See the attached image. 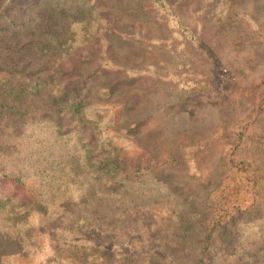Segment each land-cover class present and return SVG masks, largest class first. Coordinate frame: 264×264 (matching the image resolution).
I'll use <instances>...</instances> for the list:
<instances>
[{"label":"trees","instance_id":"16d2710c","mask_svg":"<svg viewBox=\"0 0 264 264\" xmlns=\"http://www.w3.org/2000/svg\"><path fill=\"white\" fill-rule=\"evenodd\" d=\"M222 4L221 15L236 19V1ZM100 5L111 7L104 0H0L1 49L42 59L79 49L86 54L69 69L0 61V176L14 177L32 192L27 200L0 194V264L30 263L31 253L47 243L52 253L46 264H264L260 176L241 154L248 125L221 134L226 170L220 181L210 191L185 196L158 175L166 164L178 163L177 156L157 160L118 130L121 113L110 100L112 90L98 92L97 102L92 87L79 90L99 68L124 69L111 54L117 40L142 37L111 20ZM151 7L164 22L173 18L182 25L170 0H152ZM184 28L169 37L208 54V82L219 83L233 98L251 94L214 48ZM261 84L252 96V124L256 117L264 122V80ZM42 97L77 126L65 130L41 117ZM141 211L167 212L172 233L161 229L152 237L156 223L143 227L132 216ZM61 220L53 236L48 229Z\"/></svg>","mask_w":264,"mask_h":264},{"label":"rangeland","instance_id":"374dc122","mask_svg":"<svg viewBox=\"0 0 264 264\" xmlns=\"http://www.w3.org/2000/svg\"><path fill=\"white\" fill-rule=\"evenodd\" d=\"M104 1L110 9L100 6L111 20L115 19L128 32H140L142 37L117 40L111 54L124 69L99 68L102 72L85 81L79 90L84 87L86 92L92 87L95 92L92 101L97 102L101 100L97 93L110 88L113 93L110 100L121 113L118 130L157 160L165 161L169 154L177 156L180 161L166 164L158 175L185 196L192 191H210L220 181L226 170L221 134L232 127L248 125L241 154L258 168L260 199L264 202V122L256 117L253 124L249 123L253 119L252 96L264 80V0H235L238 19L221 15L224 0H170L182 25L173 18L165 19L168 24L164 22L163 15L152 9V0ZM117 9H122L124 15L119 16ZM179 26L191 28L214 48L224 68L250 87L251 94L233 98L222 91L219 83L208 82L212 70L208 54L195 43L187 47L178 37L170 39L169 32H178ZM83 57L86 54L81 49L69 56L65 53L62 58L42 59L31 53L0 48V61L17 66L25 62L63 64L69 69L72 64H81L79 59L82 61ZM134 69L143 73L134 77L129 73ZM47 97H42L38 104L41 117L60 122L65 130L74 129L77 126L74 119L65 111L50 109ZM86 137L95 140L89 133ZM165 154L168 155L164 157ZM29 188L14 177L0 176L3 198L30 199ZM165 213L141 211L132 216L143 227L155 222L154 237L161 229L172 233ZM62 224L61 220L48 230L56 236ZM51 253L52 244L47 243L31 253L32 262L21 264H46Z\"/></svg>","mask_w":264,"mask_h":264}]
</instances>
